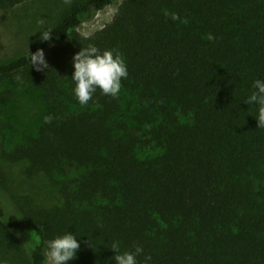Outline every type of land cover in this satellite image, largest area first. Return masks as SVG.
I'll return each mask as SVG.
<instances>
[{
    "label": "trees",
    "instance_id": "1",
    "mask_svg": "<svg viewBox=\"0 0 264 264\" xmlns=\"http://www.w3.org/2000/svg\"><path fill=\"white\" fill-rule=\"evenodd\" d=\"M115 1L72 0L50 41L0 63V81L18 74L45 101L34 136L6 150L0 133V240L20 235L29 264L67 232L68 264H115L117 241L148 264H264V128L245 102L264 80V0H121L91 39L75 32ZM90 44L128 76L81 105L73 56Z\"/></svg>",
    "mask_w": 264,
    "mask_h": 264
},
{
    "label": "rangeland",
    "instance_id": "2",
    "mask_svg": "<svg viewBox=\"0 0 264 264\" xmlns=\"http://www.w3.org/2000/svg\"><path fill=\"white\" fill-rule=\"evenodd\" d=\"M120 2L116 0L99 10L91 20L81 23L75 32L80 36L83 32L93 34L111 20ZM69 6L64 0H23L9 7H0V63L18 56L40 37L39 20L45 21L44 28H51ZM44 111L41 91L25 82L20 75L0 81L3 147L9 150L34 136ZM0 196L8 201L1 192ZM0 264H29V249L20 235L0 240Z\"/></svg>",
    "mask_w": 264,
    "mask_h": 264
},
{
    "label": "clouds",
    "instance_id": "3",
    "mask_svg": "<svg viewBox=\"0 0 264 264\" xmlns=\"http://www.w3.org/2000/svg\"><path fill=\"white\" fill-rule=\"evenodd\" d=\"M71 2L72 0H64V3L68 5ZM165 15H169V13L166 11ZM172 18L175 19L176 15L172 14ZM184 23H187L186 19ZM38 25L41 29L38 30L41 33L40 39L50 41L52 29L44 28L45 21L43 19L38 21ZM81 35L84 39L92 38V33L89 32H83ZM208 39L214 40L215 37L208 34ZM27 60L37 71H44L49 68L43 49H37L34 53H30L28 49ZM73 66L74 72L71 79L75 82L74 93L81 105H87L97 89L104 95L116 98L121 91L122 80L128 76L127 65L122 54L114 49H106L101 52L93 44L81 48L74 54ZM252 87L254 90L245 102L257 108V128H264V80L256 79ZM52 119L51 116L44 117L45 123H50ZM5 210L8 213V218L10 216L22 217L15 215L10 203ZM45 244V264H68L70 260L76 258L80 249V242L72 232L45 241ZM110 248L115 253V264H148V261L151 260V256L146 255L143 262L138 261L137 257L143 254V248L140 245H137L134 251H124L123 253L120 252L118 241L114 242ZM29 255H31L30 252Z\"/></svg>",
    "mask_w": 264,
    "mask_h": 264
}]
</instances>
